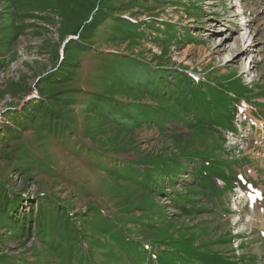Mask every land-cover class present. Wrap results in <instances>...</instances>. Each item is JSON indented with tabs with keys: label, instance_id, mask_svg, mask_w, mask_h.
Wrapping results in <instances>:
<instances>
[{
	"label": "rangeland",
	"instance_id": "1",
	"mask_svg": "<svg viewBox=\"0 0 264 264\" xmlns=\"http://www.w3.org/2000/svg\"><path fill=\"white\" fill-rule=\"evenodd\" d=\"M187 258L264 264V0H0V264Z\"/></svg>",
	"mask_w": 264,
	"mask_h": 264
},
{
	"label": "trees",
	"instance_id": "2",
	"mask_svg": "<svg viewBox=\"0 0 264 264\" xmlns=\"http://www.w3.org/2000/svg\"><path fill=\"white\" fill-rule=\"evenodd\" d=\"M183 84H185V86L183 87ZM175 86L177 89H180L182 92H186L188 93V91H190L189 88H192V85L194 86H197V94L196 95H193L192 92L190 94H192V98L191 100L193 102H197V101H202V99H199V95L198 94H203V101H205L206 103V106L209 107L208 110H198V112L194 113V117H197L198 121L196 122L197 125L201 126L202 124H204L206 120L210 119L212 117L211 113L212 111H215L217 110L219 107H229L227 101H225L224 103H220V104H217L220 100H222L224 97L223 95H226L227 97V93L228 92H232L233 95L235 97L239 96L240 93L239 91H226V93H223V91H221L218 86L216 85H213L216 89L214 88H211L210 85H212L210 82H207V83H204L203 85H199L198 82L196 81H191V83H185L184 80H175L174 81V84H170L169 86H167L168 89H172V86ZM202 86V87H201ZM201 88H205V92H201L199 91ZM164 92H167L164 91ZM184 92V93H185ZM164 95V94H163ZM204 96L205 99H204ZM109 110V109H108ZM229 110V109H228ZM187 113H191V112H188ZM174 113H170V115H174ZM234 117V112L232 113ZM205 115H208L205 120H201L202 117H204ZM187 162V159L184 158ZM200 162V164L194 169V174H193V179H194V184L193 187H197V186H201L202 184L200 183V181L206 179V178H215L214 176H217L221 179H223L221 176L218 175V172H219V169H220V166L219 165H213V164H208L207 166H203L205 165L203 163L204 160L202 159H195V160H188V163H185V164H189V163H194V162ZM161 166H164L167 168V172L164 171L163 169L160 171L161 175L159 174L158 177L160 179H162V181H164L163 179L169 177L168 175L170 174V177L171 175L173 174L172 172V168L174 166V168L176 169V171L180 170V162L177 161V159H173V160H170V161H167V162H164L161 164ZM187 166V165H185ZM169 168H170V172H169ZM127 171V170H126ZM127 172H130L132 173L131 177H134L135 175H138V176H141L143 177V183H146L144 184L143 187L145 188H151V189H157L158 191H162L163 189V195H167V192L165 190V188L160 185V183L154 178L152 177L149 173H148V170H135V169H128ZM224 180V179H223ZM171 181H176V179L172 178ZM228 183V182H227ZM201 184V185H200ZM226 186H228V184H226ZM175 200L177 201L176 202V205L177 206H181L183 207L185 204H187V202H190V198L189 196L187 195H182L180 197H176ZM14 206V205H13ZM194 261V259L192 258H187L185 264H193L192 262Z\"/></svg>",
	"mask_w": 264,
	"mask_h": 264
},
{
	"label": "bare ground",
	"instance_id": "3",
	"mask_svg": "<svg viewBox=\"0 0 264 264\" xmlns=\"http://www.w3.org/2000/svg\"><path fill=\"white\" fill-rule=\"evenodd\" d=\"M222 29V28H221ZM220 30V29H219ZM218 51V50H217ZM219 52V51H218ZM236 54H231V56H229L228 58H227V61L228 62H231L232 60H234V56H235Z\"/></svg>",
	"mask_w": 264,
	"mask_h": 264
}]
</instances>
